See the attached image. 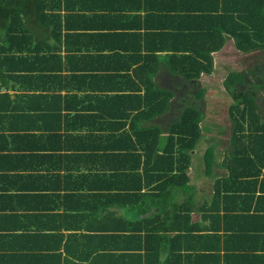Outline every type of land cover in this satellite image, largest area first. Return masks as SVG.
<instances>
[{
    "label": "trees",
    "instance_id": "trees-1",
    "mask_svg": "<svg viewBox=\"0 0 264 264\" xmlns=\"http://www.w3.org/2000/svg\"><path fill=\"white\" fill-rule=\"evenodd\" d=\"M74 1L0 0V86L14 87L16 102L25 104L18 107L10 92L0 93L2 123L8 124L14 117L16 123L23 124V118L32 117L30 114L34 110V130L42 131V148H60L63 147L60 141H65L68 148L79 147L93 152L85 153L81 158L97 159L98 164L102 159L104 163L100 168L98 164L87 166V169L68 167L69 173L65 177L73 183L69 187L81 190L85 187L80 181L100 180L104 184L99 187L102 191L94 192L100 199L93 209L105 210L111 204L122 210L134 209L143 215L132 223V228L124 226L127 222L124 218H117L116 231L131 229L133 237L145 238L146 253H137V256L141 261L146 258V264H191L193 254L198 256L196 259L202 258L204 241L222 239L223 235L228 247L234 244L249 250L243 258L261 259L260 252L264 257V0H228L244 11L239 19L243 22L242 27L234 22L235 32L232 33L236 38L235 47L244 54L245 69L230 73L224 81L230 92V101L225 107L227 123L230 122V135L226 139L229 146L222 157L213 146L203 155L206 168L218 160L228 173L224 177L214 176L213 205L195 209H201L204 220L211 217L209 213L212 211L217 212L218 230H223L215 237L203 232L201 237L191 236L196 231L195 227L188 226L194 203L191 208L187 204L182 206L175 196L179 191L190 196L196 190L190 184V171L193 153L204 138L206 127L203 122L208 116L209 105L204 99L206 95L200 79L203 72L212 74L215 70L212 53L223 48L225 41L218 43L212 39L215 26L195 29L194 49L188 59L190 66L187 72L179 75L185 89L155 88L151 71L147 75L137 74L140 81L128 73L99 74L96 73L98 67L95 70L78 65L80 60L75 56L65 61L59 47L47 53L30 46L28 17L35 16L32 20L42 23L41 19L47 16L49 22L57 21L60 28L65 19L67 28H71L74 13L80 9ZM171 1L183 9L184 0ZM220 1L188 0V16L196 20H213L211 13L219 8ZM138 9L139 6L129 8V11ZM187 29L182 26L180 30L186 32ZM239 29H242L241 34ZM11 82L14 84L10 85ZM142 85L148 88L142 89ZM81 87L88 93L77 104L70 95L67 98L62 93L66 88ZM36 98H45L49 104L36 106L33 101ZM174 98L179 100L172 101ZM158 99H165V102L156 105ZM163 118L172 121L169 126L165 124L166 129L154 126L155 121H163ZM129 119L134 123L138 144L130 130L122 127ZM146 122L148 124L143 125ZM166 131L168 135H164ZM141 149L146 152L145 159ZM36 150H41L39 145ZM21 154L15 159L34 157ZM92 188L97 190V187ZM108 189L110 193H107ZM89 192L91 200L88 199L82 209L85 212L91 210L95 197L93 191ZM34 204L38 207L37 203ZM78 204L75 199L71 200L72 206L78 207ZM72 206L66 205V209L73 211ZM156 209L161 210V215L145 216ZM45 216L41 214V218ZM172 218L179 234L169 240L164 232L160 234L158 231L167 222L171 225ZM141 220L145 226L141 227ZM157 220H161V226L156 225ZM200 225L201 231L207 228L202 222ZM124 233L116 232L117 238L124 239ZM164 244H170L171 254L162 263L160 257Z\"/></svg>",
    "mask_w": 264,
    "mask_h": 264
},
{
    "label": "crops",
    "instance_id": "crops-1",
    "mask_svg": "<svg viewBox=\"0 0 264 264\" xmlns=\"http://www.w3.org/2000/svg\"><path fill=\"white\" fill-rule=\"evenodd\" d=\"M184 1L181 9L178 3L171 0H75V6L80 9L73 16L71 26L74 28H67L65 19L60 28L57 21L49 22L47 16L41 19L43 24L37 19L38 24L32 20L35 16L28 17L27 24L31 29L30 46L40 51L44 49L47 53L59 47L65 61L68 62L75 56L80 60L78 65L95 70L98 67L96 73L108 76L128 73L137 78V74L147 75L151 71L154 75L153 83L157 86L155 88L176 90L185 89L179 75L187 72L190 66L188 59L194 49L195 29L215 26L212 39L218 43L224 40L225 45L212 53L215 70L212 74L203 72L200 79V86L206 95L204 99L210 105L214 97L207 96V91L213 90L215 86L220 88L224 84L217 76H227L245 69L244 54L235 47L236 38L232 33L235 32L234 22L242 27L243 22L239 19L243 17L244 11L237 5L234 7L233 2L221 0L219 8L216 7L211 13L213 20H196L188 16V0ZM138 6V11H129V8ZM182 26L188 28L186 32L180 30ZM241 31L239 29V34ZM252 64L254 66L253 62ZM108 78L103 79V82ZM80 82L85 84L82 80ZM218 83L221 85H217ZM12 84L14 82L10 85ZM147 88L142 85V89ZM66 89L62 93L67 98L70 95L76 104L84 100L85 93H88L84 87ZM7 91L12 94L14 104L18 107L25 106L16 102L17 90L14 87L0 89V93ZM18 91L24 93L23 90ZM39 92L41 91L35 93ZM220 96L223 97V94ZM94 100L96 103L97 100ZM163 100L165 102V99H158L156 105L162 104ZM174 100L179 99H172ZM33 101L36 106L44 107L49 104L45 98H36ZM210 114L208 112V116ZM30 115L32 117L23 118V124L16 123L13 117L10 123L4 125L0 118V264H146V258L141 261L137 256V253H146L145 238L133 237L131 229L116 231L117 218H124L127 221L124 226L132 228V223L139 221L143 215L134 209L122 210L111 204L105 210L93 209L98 206L100 199L95 194L102 191L99 187L104 183L100 180H82L79 183L84 184L85 188L72 189L69 186L73 183L65 177L69 173L68 167L87 169V166L98 164L97 159L81 158L85 153L93 152L79 147L68 148L65 141H60L63 144L60 148H42V131L34 130L35 111ZM171 122L163 118V121H155L154 126L166 129L165 124L169 126ZM133 124L129 119L122 127L130 130L128 132L138 144ZM147 124L148 122L143 125ZM168 134L169 132H164V135ZM35 143L41 148L39 152ZM140 152L145 159V150L141 149ZM21 153L34 157L15 159ZM69 156L72 159H68ZM201 160L202 163L194 155V167L190 171V184L196 188L195 192L188 196L179 191L175 199L182 206L187 204L189 208L194 203L188 226L195 227L196 231L191 236L201 237L203 232L206 236L215 237L217 232L223 230H218L217 212H208L211 217L204 220L201 209H195L213 205L216 180L214 176L224 177L228 172L221 162L218 168L210 170L214 173L207 170L205 172L201 168V165H205L203 157ZM103 163L100 159L97 167H102ZM206 177H211L212 181ZM92 186L97 187V190ZM89 191H93L91 193L95 197L92 198L94 200L91 210L85 212L82 209L90 199ZM110 192L108 189L107 193ZM74 196L77 198H73ZM72 199L79 202L78 207L71 205ZM66 205L72 206L74 210H67ZM76 209H79L78 212ZM41 214L46 216L41 218ZM155 215H161V210L156 209L145 216L153 218ZM141 221V227L145 226L143 220ZM155 222L157 226L162 224L161 220ZM201 222L207 227L202 231ZM188 226L186 224L187 228ZM159 230L158 233L164 232L169 240L179 234L174 218L171 225L167 222ZM116 232H125V238H117ZM204 245L202 258L196 259L198 256L193 254L191 264H264L263 252H260L261 259L243 258L249 250L234 244L228 247L224 242V235L222 239H208L204 241ZM161 250L160 258L163 263L170 257V244H164Z\"/></svg>",
    "mask_w": 264,
    "mask_h": 264
},
{
    "label": "rangeland",
    "instance_id": "rangeland-1",
    "mask_svg": "<svg viewBox=\"0 0 264 264\" xmlns=\"http://www.w3.org/2000/svg\"><path fill=\"white\" fill-rule=\"evenodd\" d=\"M217 77L219 80H221L223 82L226 80L227 76L226 75H224V76L218 75ZM217 85H221V84L218 83ZM220 88H216V86H215L213 90L210 89L206 93L207 96H210V97L213 96L214 99H212L213 101L210 105H208V109H207V111L211 114L209 116H207L206 120L203 122V126L206 127L204 138L199 143L198 148L193 153L194 155H196V158L198 159V161L200 163H202L201 159H202L203 155L211 146L215 147V149L218 152L219 157H222V154H224V152L226 151V149L229 146V143H228V141H226V139L230 135V122L227 123V121H225L227 119L225 107H226V105H228L226 102L230 101V92H229L228 83L225 82L223 84V86ZM222 94H223V97L225 96L224 98L222 96H220ZM215 98H217V99H215ZM223 99H224V102H221V100H223ZM227 126H228V130L226 131ZM220 131H221V133H220ZM225 146H226V148H225ZM203 159H204V157H203ZM215 162H216L215 164H211L209 166L210 169L208 167L206 168L205 165L204 166L201 165L202 170L205 172L207 170V172H209V173H214V172H210V170L218 168L219 163H220L218 160H215ZM196 164L198 165V163H196ZM193 167H194V161H193V165H192V171H193ZM206 178L210 182L212 181L211 177H206Z\"/></svg>",
    "mask_w": 264,
    "mask_h": 264
},
{
    "label": "built area",
    "instance_id": "built-area-1",
    "mask_svg": "<svg viewBox=\"0 0 264 264\" xmlns=\"http://www.w3.org/2000/svg\"><path fill=\"white\" fill-rule=\"evenodd\" d=\"M0 89H1V86H0Z\"/></svg>",
    "mask_w": 264,
    "mask_h": 264
}]
</instances>
